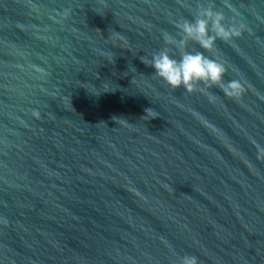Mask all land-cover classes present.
Returning a JSON list of instances; mask_svg holds the SVG:
<instances>
[{"label": "water", "instance_id": "95a60500", "mask_svg": "<svg viewBox=\"0 0 264 264\" xmlns=\"http://www.w3.org/2000/svg\"><path fill=\"white\" fill-rule=\"evenodd\" d=\"M239 35L200 48L201 8ZM201 51L242 89L173 88ZM264 264V0H0V264Z\"/></svg>", "mask_w": 264, "mask_h": 264}, {"label": "clouds", "instance_id": "9594fccd", "mask_svg": "<svg viewBox=\"0 0 264 264\" xmlns=\"http://www.w3.org/2000/svg\"><path fill=\"white\" fill-rule=\"evenodd\" d=\"M225 14L213 7L201 8L191 20L180 24L181 38L176 39L165 35V41L184 49L188 41H195L200 48L211 50L218 40L229 41L239 35L235 25L225 23ZM156 73L173 88L183 87L193 91L199 83L209 88L221 87L226 93L229 89L238 93L242 85L238 81L224 83L227 68L216 59L210 58L201 51H184L179 59L169 54L168 49H161L153 55L150 61ZM180 264H199V258L185 255L180 258Z\"/></svg>", "mask_w": 264, "mask_h": 264}]
</instances>
